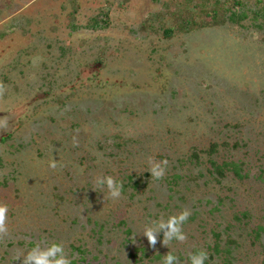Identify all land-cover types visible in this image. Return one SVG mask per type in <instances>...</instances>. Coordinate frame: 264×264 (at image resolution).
<instances>
[{
  "label": "rangeland",
  "instance_id": "374dc122",
  "mask_svg": "<svg viewBox=\"0 0 264 264\" xmlns=\"http://www.w3.org/2000/svg\"><path fill=\"white\" fill-rule=\"evenodd\" d=\"M0 118V264H264V0H0ZM185 209L184 242L140 235Z\"/></svg>",
  "mask_w": 264,
  "mask_h": 264
},
{
  "label": "clouds",
  "instance_id": "9594fccd",
  "mask_svg": "<svg viewBox=\"0 0 264 264\" xmlns=\"http://www.w3.org/2000/svg\"><path fill=\"white\" fill-rule=\"evenodd\" d=\"M6 126L7 120L0 118V127ZM58 163L59 161L52 157L48 166L55 169ZM148 165V173L153 180L159 181L164 178L168 166L167 159L157 161L149 157ZM95 183L98 188L106 189L108 197L113 200H118L123 196L124 183L122 180H117L110 175H104L98 176ZM8 213V205L0 203V236L7 234L9 230L6 223ZM190 215V211L185 209L175 215L146 219L140 235L146 238L148 245L153 248L157 244L158 239L161 238V235L162 239L160 242L163 246L171 245L174 241L182 243L187 239L182 226ZM14 259H18V257ZM207 260H209V255L206 251L196 250L188 255L185 264H205ZM21 264H73V259L70 258L62 243H47L41 240L23 255ZM162 264H181V261L177 255L169 251L163 255Z\"/></svg>",
  "mask_w": 264,
  "mask_h": 264
}]
</instances>
